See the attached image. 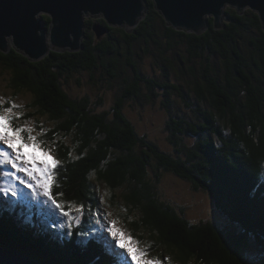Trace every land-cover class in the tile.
<instances>
[{
    "label": "trees",
    "instance_id": "obj_1",
    "mask_svg": "<svg viewBox=\"0 0 264 264\" xmlns=\"http://www.w3.org/2000/svg\"><path fill=\"white\" fill-rule=\"evenodd\" d=\"M147 1L148 13L132 33L109 27L107 36L98 39L91 28L95 21L87 19L79 52H50L38 62L15 48L0 52V69L13 75L15 92L32 93L33 107L54 122L43 138L60 162L51 190L73 206V215L64 217L41 205L51 223L34 217L28 221L21 209L31 202L9 195L8 202H0V246L41 264H128L98 236H81L90 229L82 223L89 208L99 206V182L110 189V207L129 212L124 220L137 213L129 224L132 237L164 264H264V29L259 15L228 7L223 29L216 30L210 18L208 30L197 35L170 26ZM43 19L49 26L51 18ZM138 42L146 53H158L157 58L170 52L157 61L168 81L142 72ZM176 65L185 73L189 91L169 82ZM97 71L123 82L111 110L101 113L91 108L89 97L74 99L63 87L65 78L82 72L94 78ZM144 89L157 95L159 90L167 99L177 96L192 109L193 117L176 115L167 121L172 154L141 135L125 113L130 100L141 106L150 100ZM163 105L171 111L168 101ZM186 137L195 143L187 144ZM166 174L207 192L231 227L193 224L163 202L158 186ZM80 205V225L70 224ZM252 236L258 242L254 257L248 255L254 249Z\"/></svg>",
    "mask_w": 264,
    "mask_h": 264
},
{
    "label": "rangeland",
    "instance_id": "obj_2",
    "mask_svg": "<svg viewBox=\"0 0 264 264\" xmlns=\"http://www.w3.org/2000/svg\"><path fill=\"white\" fill-rule=\"evenodd\" d=\"M148 10L149 4L147 11ZM98 18L100 19L102 18V16H98L97 18L94 16H88L86 17V20L90 19L96 21ZM107 34L103 37H106ZM8 41L10 42V46H13V41H11V38H9ZM139 44L140 43L138 42V54H140L141 58L138 57V61L142 72L147 77L155 78L156 80L158 79L161 81H168L167 78L162 77V64H158L157 61H160L164 57L169 56L170 52H167L163 57L160 55V57L157 58L158 53H146L144 50V46ZM243 46L246 51L250 50L249 43L245 42L243 43ZM183 53L184 52H182V54ZM177 68H179V66L176 65V69H170L171 75L169 76L171 79L169 82L182 85L185 91H189L188 85L186 83V75H184L185 73L183 74V72H180ZM128 75H130V77L132 76L131 73H128ZM65 79H63V87L65 91L74 99L89 97L91 108L95 107V109L99 113L111 110L118 96L121 94L123 88L122 78L112 79L110 78V76H107L102 71H97L95 73L94 78L90 76V74L82 72L73 75L71 79H69L67 82H65ZM12 80L13 75L10 72L0 69V98H4L5 100L3 107L9 106L8 101L20 105L21 107L15 109L14 112L22 113V116L19 119L14 120L13 123L18 126L33 128L32 134H39L38 139L45 142L43 139L45 138V133L49 129L54 127V122L51 121L48 117L39 114L37 112V109L33 107L35 97L32 93L15 92V90L11 86ZM144 92H147L148 96H150V100L143 102L144 104L142 106L138 102L130 100L128 103H126L125 113L128 118L132 121V123L136 126L137 131L141 135L148 136V139L157 144L162 151L172 154L174 152V149L168 141L169 133L166 128L167 121L168 119H170L171 116L174 117L176 115H190V117H193L194 115L192 113V109L189 106H186L185 103L181 102V99L177 96L171 95L169 99H167L164 95H162V92L159 90L157 91L158 95L156 92L155 94H152L146 91V89H144ZM165 101H168L170 104V112L169 109H167V107L163 105ZM25 135H27V133H25ZM185 139L187 141V144L192 145L195 143L194 137H186ZM48 145L50 144L44 143L43 146L51 150V147H49ZM0 149L8 150L3 143H0ZM25 151H31V149H25ZM37 155L42 156V153L37 152ZM52 157H54V153L51 150V155L43 158L51 160ZM5 171L10 172L13 170L10 168V166H0L1 176ZM18 175L23 176L24 174L18 173ZM0 187L18 189L22 195L17 196L15 198H22L24 201L31 202L30 205L26 208V210L21 209V211L29 214V217H27L28 221L30 220V217H34L38 220H45L51 223V219L49 218V212L43 211V207H41V205L47 204L49 207H53L47 201V198L44 197L42 194L33 197L32 191L30 189L19 185L18 182L15 180L6 183L2 178L0 180ZM97 188L101 198L99 206H96L94 209L89 208V210H91V213L88 216V220L86 222L82 220V223L84 225H90L88 226V228L90 229H88L85 234L82 233L81 236L99 237V235L104 234L100 240L104 243L105 241H108L111 245H109L111 249L114 250L116 254L119 255L120 253V255L122 256L123 253L125 254L124 250L116 246V240L113 239L110 233L107 231V227L109 226L112 220H115L116 226L118 228L124 230L127 234H130L132 236V232L129 229V224L132 222L133 218H137V213H134L133 216H131V220H124V214H129V212L124 211L123 209H121V207H110V189L99 182L97 183ZM158 191L160 198L163 200V202L174 205L176 209L180 212L182 211L183 215L193 224L205 221L212 222V224L218 227L230 226L228 218L218 210L217 205L212 199V197H210L205 191H196L193 188L192 184L185 180H182L172 174H166L162 182L158 186ZM0 195H2L3 197L6 195L4 199H0V202L2 201L3 203H6L7 198H9L8 195L11 194L9 192L8 194L4 193V195ZM117 196L120 197L119 195ZM15 201V204L17 205L18 200L15 199ZM1 206L3 207L2 204ZM101 213L103 214V217H106H104L103 220L101 219ZM82 214L83 213H76L74 210V216L72 217L70 224H75L79 226L80 220L83 216ZM139 215L140 214L138 211V219ZM20 216H22V214H20ZM233 228L235 229V225H233ZM66 229L69 234L72 233L70 227H66ZM256 240L257 239L254 236H252V238L250 239L251 244L253 245L251 246V248H254L250 249L248 252V255L251 257L256 256V254L258 253V251L256 250L258 242ZM125 242L130 243L131 241L126 240ZM145 245L147 244L143 243L140 246L148 247ZM128 264H131L130 260H128Z\"/></svg>",
    "mask_w": 264,
    "mask_h": 264
},
{
    "label": "water",
    "instance_id": "obj_3",
    "mask_svg": "<svg viewBox=\"0 0 264 264\" xmlns=\"http://www.w3.org/2000/svg\"><path fill=\"white\" fill-rule=\"evenodd\" d=\"M166 22L187 33L203 34L212 18L221 30L228 21L224 10L232 7L242 14L251 10L259 15L264 29V0H152ZM147 0H0V52L14 48L31 61L38 62L50 52L76 53L82 50L86 36V17L102 16L92 25L98 39L109 27H121L132 33L146 17ZM51 18L46 26L43 16ZM0 264H41L25 253L0 246Z\"/></svg>",
    "mask_w": 264,
    "mask_h": 264
},
{
    "label": "snow or ice",
    "instance_id": "obj_4",
    "mask_svg": "<svg viewBox=\"0 0 264 264\" xmlns=\"http://www.w3.org/2000/svg\"><path fill=\"white\" fill-rule=\"evenodd\" d=\"M4 98H0V143H3L8 150L0 149V166L9 167L13 171H5L2 174L4 181L15 180L32 191L33 197L42 194L52 205L54 210L64 217L73 215V206L66 205L59 201L52 192L54 185L55 170L59 166V161L52 157L51 160L43 158L51 155V150L44 147V142L38 139V135H33V128L25 126H16L13 121L19 119L22 113L14 112L21 107L11 101L9 106L3 107ZM27 133V135H25ZM31 149V151H25ZM10 150V151H9ZM37 152L42 153L37 155ZM23 173V176L18 175ZM0 191L12 197L22 195L18 189L0 187ZM83 205L75 207L76 213H83ZM113 239L116 240V246L124 250L126 258L131 264H164L160 258L151 257L148 247H141V241L135 239L130 234L116 226V221L112 220L107 227ZM131 241L126 243L125 241Z\"/></svg>",
    "mask_w": 264,
    "mask_h": 264
},
{
    "label": "bare ground",
    "instance_id": "obj_5",
    "mask_svg": "<svg viewBox=\"0 0 264 264\" xmlns=\"http://www.w3.org/2000/svg\"><path fill=\"white\" fill-rule=\"evenodd\" d=\"M8 39H9V38H7V43H8V45L10 46V44H9L10 42L8 41ZM11 41H12V38H11ZM12 45H13V44H12ZM11 47H12V49H13V48H14V45L11 46ZM16 50H17V49H16ZM10 51H11V50H10ZM20 53H21V52H20ZM8 196H9V195H8ZM10 196H11V195H10ZM0 199H2V198H0ZM9 200H10V199H8L7 202H8ZM27 256H28V255H27ZM28 257H30V256H28ZM30 258L34 259L33 257H30ZM39 263H40V262H39Z\"/></svg>",
    "mask_w": 264,
    "mask_h": 264
}]
</instances>
